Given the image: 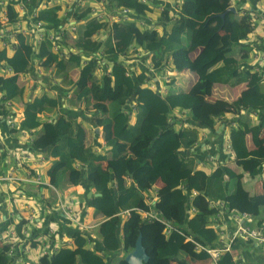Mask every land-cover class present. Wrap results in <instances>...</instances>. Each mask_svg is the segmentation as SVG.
Returning <instances> with one entry per match:
<instances>
[{
	"label": "trees",
	"instance_id": "16d2710c",
	"mask_svg": "<svg viewBox=\"0 0 264 264\" xmlns=\"http://www.w3.org/2000/svg\"><path fill=\"white\" fill-rule=\"evenodd\" d=\"M108 1L111 6L130 8L136 17L157 15L151 0L147 3ZM222 1L225 0H182L180 17L174 21L170 8L163 7L156 20L167 25L164 34L152 40L143 38L140 46L151 53L154 65L159 66L163 59H168L177 72L195 73L198 85L209 81L211 93L207 96L190 93L188 87L173 88L172 81L168 92L162 94L149 86L147 81L151 79L146 70L126 75L123 60H115L109 69L98 64L99 59L95 57L83 61L86 52L91 53L99 46L105 56L127 54L133 39L132 29L136 26L135 18L110 23L91 17L89 6H75L72 11L73 19L79 23L65 40L80 51L70 53L67 58L55 53L47 38L35 47L23 34L16 35L13 50L0 49V61L16 73L0 77V90L10 100L24 98L25 89L19 76L31 72L33 62L39 61L44 69L58 72L74 70L75 79H70V83L75 84V99L90 104L91 122L102 127L108 146L101 153L95 151L87 140L84 125L65 111L57 112L52 121L41 120L46 108L60 107L57 95L44 91L23 101L19 128L36 130L38 136L46 138L49 145L44 154L52 158L46 172L49 182L57 190L66 184H81L86 192L93 190L87 204L102 218L90 232L70 229L68 236L72 246H62L51 257L43 255L37 262L23 264H127L125 255L135 247L140 234L148 254L144 264H171L172 261L183 264L185 261L179 258L185 259L189 254L190 259L195 258L190 246L184 244L186 236L202 245L215 243L217 233L210 225V218L216 209L209 206L210 201L224 200L230 209L250 210L241 196L239 184L244 173L254 177L264 172V137L261 135L264 92L257 83L259 77L246 65L252 47L239 44L252 31L249 11L245 14L242 9L239 13L227 11L221 17L228 8L221 5ZM39 2L10 0V19H16L15 5L21 3L27 11L36 10L37 19L43 21L46 28H59L63 22L62 6L51 3L38 7ZM223 27L228 31L221 32ZM103 30L106 37L95 39ZM234 45L239 47L237 55L232 54ZM197 50L199 54L194 58ZM98 69L101 73L96 77ZM218 85L245 86V89L227 101L214 96L213 87ZM174 109L188 114L189 120L182 128L176 127L177 118H169ZM254 111L260 112L257 119L251 117ZM226 112L235 113V120L223 118L222 121L229 128L234 163L218 164L206 172L198 167L197 157L186 151L198 143L201 128L214 129L217 119ZM232 121L236 124L232 125ZM150 172L157 173L161 181L151 207L161 212V220L174 227L167 234L163 233L164 226L159 220L142 219L137 211V207L146 208L144 192L155 184L154 179L146 176ZM127 180L132 183L128 184ZM262 200L253 211L259 223L264 222V180ZM192 207L196 211L189 214ZM15 229L22 238V224H16ZM94 232L99 242L89 247L88 238ZM31 241V246L36 247L38 241ZM8 250L9 245L0 241V264H16L15 257L7 254ZM205 257L207 255L202 253L196 255L197 259ZM230 259L229 254L225 255L219 264H231Z\"/></svg>",
	"mask_w": 264,
	"mask_h": 264
},
{
	"label": "built area",
	"instance_id": "2783aa9c",
	"mask_svg": "<svg viewBox=\"0 0 264 264\" xmlns=\"http://www.w3.org/2000/svg\"><path fill=\"white\" fill-rule=\"evenodd\" d=\"M10 0H0V48H7L8 50H13L15 46V40L17 34H23L29 37L34 46H38L42 39L47 38L52 43V50L57 53L60 57L67 58L70 53H75L80 51L75 46L70 45L65 40V29L63 25L59 26L57 29H48L44 25V22L37 19L36 10H33L28 14H25L26 18L21 21V14L18 12V15L14 21H12L9 17L8 6ZM48 0H44V3ZM146 0H142L145 2ZM19 5L21 10L24 9V6ZM15 5V9H16ZM162 8H160L161 10ZM17 10V9H16ZM18 11V10H17ZM242 13L245 14L246 11L242 10ZM249 14L252 18L251 28L252 30L256 28L257 25L262 24L264 28V16L258 11H249ZM134 15L133 11L128 7H120L117 9L116 13L110 17L109 22H120L132 19ZM91 17H97L99 20L102 19V15L96 13L95 11L91 12ZM175 17L179 18L180 16ZM139 27H154L156 25V20L152 17L146 16L142 18L138 16L137 20ZM70 25V26H69ZM66 23L67 32H73L75 30L74 24ZM70 27V29H69ZM137 40V39H136ZM138 44V40H137ZM264 45V36L262 40H259L258 45ZM249 46V45H248ZM252 45H250L251 47ZM139 48V47H138ZM132 49H135L132 46V43L129 46L128 53L123 54L124 56H130L135 52ZM137 49V48H136ZM254 50V46H252ZM264 52V47L256 48L255 58L258 61L257 57L259 54ZM100 56L96 55V52L88 53L84 56L83 60L86 62L87 60L95 57L98 60V64H102V60L100 61ZM250 59V56H249ZM126 65V75L133 74V68L129 65L131 60L125 58L123 60ZM41 62H39V65ZM164 62L159 64L162 65ZM154 63L150 60L149 65H147L148 69L153 72L154 71ZM100 67V66H99ZM249 67V63H248ZM110 67H108L109 69ZM16 73L7 66L3 61H0V77L12 76ZM166 82H169V77ZM151 88H156L154 85L150 84L147 81ZM264 92V88L262 89ZM2 97L4 96L3 92H0ZM14 103L11 100L3 99L0 100V111H7L9 114L6 116L4 113L0 112V121L5 124V126L11 131V129L18 128L14 121V108H11ZM259 111H254L251 113V117L257 118L259 115ZM186 111L180 109H174L170 114L169 118H177L178 128H182L186 125ZM224 114L223 117H225ZM223 117L217 119V124L220 125L218 127V132L223 134V130H226V126L222 123ZM235 117L229 118L232 119ZM236 122L232 121V125H235ZM22 134L25 131H21ZM17 132L18 134L21 133ZM11 135V134H10ZM227 142V150L231 152V145L229 141V135L226 136ZM11 147H5L4 153L6 155V161H0V201L1 198L5 201H11L14 205L15 198H31L29 195L30 190H28L27 186L35 185L37 187H47L50 186L55 191L56 195V205L58 210L60 211V218L63 222L74 226L79 232H90L91 229L95 228L99 222L97 220H93L92 223L88 224L86 222V217L89 215L88 212V204L87 200L84 201L77 199L76 196L61 195L58 190L47 181H44L42 178V172L37 169L40 167V164L43 163L44 157L43 154H36L34 150L31 148L23 147H15L14 145H10ZM226 149V148H225ZM187 154L193 152V149H187ZM231 157L225 159L223 163H227L231 161ZM4 185L7 186L9 192H12V195L4 193ZM183 187V186H182ZM93 192V191H92ZM145 193V192H144ZM189 193L194 194L195 192L189 191ZM45 198V197H44ZM43 199V198H42ZM52 200V199H51ZM152 198L145 196L143 202L146 206L137 207V211H139V215L142 219L146 220H159L163 224L164 234L169 233L170 230L174 229V227L167 222L161 220L160 211L151 210L150 207L153 202ZM41 201V199L39 200ZM209 206L216 209V213L210 218V225L215 229L217 233V238L215 243L209 245H202L196 241L191 236H186L184 239V244L190 246L191 251L195 254V263L190 264H219V262L223 259L225 255H230L231 264H264V222L259 223L254 214L248 210H239L236 208L230 209L228 208L227 203L224 200H216L210 201ZM24 207L27 210H30L31 213L27 217L18 218L16 215L9 216L7 213H0V223L4 224V227L0 229V241L4 244L9 245V250L7 252L8 255L15 257L16 264H23L22 257L30 251L31 248V240L39 241L40 235L45 236L44 243L42 246H48V250L45 251L42 255H51L56 249L53 248L54 242L58 245L63 246H72V240H63V235L65 234L61 230V234L56 239L54 236V230L51 228H45V222L40 216L36 219L34 213V209L29 204H24ZM42 207L45 212L49 209V204L47 202L42 203ZM46 208V209H45ZM150 209V210H149ZM195 208H189L188 213L193 214L195 212ZM46 217V216H45ZM19 219V221H18ZM27 219V220H26ZM27 221L31 227H29L26 222ZM22 224V235L20 238L15 229L16 224ZM56 234V233H55ZM94 235L88 238V244L94 245ZM54 249V250H53ZM44 250V249H43ZM205 254L207 257L203 259H197V254ZM251 254V257H250ZM190 257V254H189ZM191 258V257H190ZM174 263H178L177 261H173ZM184 264V263H183Z\"/></svg>",
	"mask_w": 264,
	"mask_h": 264
},
{
	"label": "crops",
	"instance_id": "0c3cea01",
	"mask_svg": "<svg viewBox=\"0 0 264 264\" xmlns=\"http://www.w3.org/2000/svg\"><path fill=\"white\" fill-rule=\"evenodd\" d=\"M139 1L142 2V0H139ZM148 1H150V0H146L145 2H142V3H147ZM151 1H153V3L155 4L154 9H155L157 15L148 14L147 16L152 17L153 19L156 20V18L154 16L157 17L159 14L160 8L163 9V7L165 8V6L170 8V9L169 8L168 9L170 10V12L174 16L175 15L180 16V6L182 3V0H151ZM51 3H58L59 5L62 6L61 17L63 18L62 25L65 29V35L72 34L75 31L74 30L73 32H67L66 23H68V25L74 24L75 27L79 23V21L73 19V17H72V11L74 10L75 6H80V7L89 6V7H91L92 12L95 11L96 13L102 15V19L104 21H108V22H109V20H106V19H110V17L116 13L117 9L120 8V7H116V6H111L112 4L110 5V2L108 0H100V1L93 0L92 3H90L88 0H48L45 3H44V0H40L38 7H44L45 5H49ZM68 3H70V5H68ZM221 5L223 7H226V8L227 7H234V9H235L234 12H236V13H239V11L242 9L245 11H258L264 16V0H225V1H222ZM101 7H104V8H101ZM16 9L21 14V21H22V19L26 18L25 14L29 15V13H30V11H27L25 9V7H24V9L26 10V12H24V10H21L19 5H16ZM104 9L109 10V12L104 11ZM69 13H70V15H69ZM132 18H135L136 26H134L132 29L133 39H132L131 43L135 49H132L133 51H131V52H135V53L130 54V56H124L123 54H120V55H117V54L116 55H110L109 54V55L105 56L104 53L102 52V49H101L102 46H99L93 52H96L97 56H99L101 53L100 58H102V56H103L102 64L104 65V67H106V68L110 67V65L113 64V62H115V60H117V59L122 61L125 58H127V59L131 60L129 65L132 66L133 72L139 73L142 70H146L150 75V79H151L150 84L154 85V87H156L162 94H166L168 92V90L171 86V84H170L171 81H172L171 87H173V88L179 89V88L188 87L190 93H194V94H198V95L201 94L204 96H207L211 93V84L209 81H206V82L202 83L201 85H198L196 82L197 76L195 73H191L189 71L177 72L173 68L171 62L168 59H163L162 62H164V64H162L160 66H156V67L154 66V71L151 72L147 67V65H149L150 60H151L150 59L151 53L149 51H144L140 48V46L142 45L141 41L143 38H145L147 40V35L150 33L151 29L154 27L160 31V34L158 36V37H160L162 34H164L167 25L158 23V21L156 20V25L154 27H148V28L139 27L138 23H137L138 17L133 15ZM175 19H177V17H175L173 19V21ZM69 29H70V27H69ZM145 31H149V32L147 33V35L141 36V34H143ZM226 31H228V28L223 27L221 32H226ZM105 34L100 35V36H98V34H96L94 36V38L95 39L100 38L101 40H103L106 37ZM263 36H264V28H263L262 24H259L256 26L255 29H253L248 34L246 39L239 42L240 45H249V46L252 45L255 48L254 50L251 49V51H250V54H249L250 59L248 60V63H249V67L253 69V72L255 73V75L257 77H259V80L257 81V83L261 89L264 88V52L257 56L259 58L258 61L255 58V54H256V48H258V46L264 47V45H262V44L258 45L259 40H262ZM136 39L138 40V44H137ZM67 43H69L70 45H73L70 42H67ZM88 53L89 52H86L85 54H88ZM198 54H199L198 50L196 52H194V58L197 57ZM248 63L246 64L247 66H248ZM98 71L100 73V69H98ZM99 76H100V74H99ZM184 76H188V77L190 76V78H189L190 83L188 85L186 84L184 86H182L178 83L177 85H179V86L174 87L173 83L176 82V79L182 78V77L184 78ZM168 77H169V82H166ZM24 78L30 79V81L32 83L31 82L28 83V81ZM34 79L36 81H32ZM74 79H75V77H74ZM19 82H22L21 85L25 89V96H24V98H22V100H19L18 103L16 102V100L15 101L11 100L14 103V105L11 106V108H14V111H15V114H14L15 123H19L20 120L22 119L23 101H25L26 99L30 100L31 98H33L35 96H39L42 94V92L46 91L50 95H57L61 101V104L59 106H62L63 101H65L64 97L68 96L67 87L66 86L59 87V85L55 83V80L53 79V69H49L46 71L41 65H39V61L33 62V70L31 72L21 74L19 76ZM38 82H41L42 86L44 85L48 89V91L46 89H43L44 91L42 90L41 93L38 92V84H37ZM188 82H189V80H188ZM52 84H54V85H52ZM216 89H219L222 92L223 97H221V98H223L227 101H231L233 98H235V97H233L231 100L227 99L228 98L227 93H229L230 90L233 89L232 86L218 85V87H213V94H214V91ZM0 92H3V91L0 90ZM31 94H33V96ZM3 99H7L5 97V93H4L3 97L0 94V100H3ZM8 100H10V99H8ZM80 104H82V103L79 102V105ZM57 110H58V112H60L61 111L60 107ZM68 110L69 111H67V112H64V111H62V112H64L68 116H71L76 122H81V120L83 119V120H85V123H87V124H83V123L82 124L84 125L86 132H87V140H88V134H91V141L89 143L94 145V150L97 151L98 153L105 151L108 148V146H106L105 141H104L103 136H102V127H97V126H94L92 124L91 119H90L91 114H85L84 112L82 113L81 111H77L76 108H71ZM70 111L76 112V113L81 112L80 113L81 116H78L77 114L72 115L69 113ZM18 114H19V116H18ZM225 114H226V116L223 118H227V119L235 116L234 112H226ZM55 117H56L55 114L53 112H51V108H46V112L43 115H41L40 118H41V120H43L45 122H49V121L54 120ZM185 118H186V122H187L189 120L187 112H186ZM254 119H257V118H254ZM85 125H87V126H85ZM219 126L220 125H218L217 121H216L214 129L201 128L199 130L198 143L195 145V147L192 148L193 152L189 153V154L197 157L198 167L200 169H204L206 172L213 170L214 167H216L218 164H222V162L225 161V159L230 157V156H232L231 160L233 159L232 152H228V150H227L226 136H228V132H229L228 129L229 128L227 127L226 130L224 129L223 134H221L220 132H218ZM176 127L178 128L177 125H176ZM14 130H16V132L13 133L12 131H10L5 126V124H3L0 121V161L1 162L6 161L7 157L4 153L5 147H11L10 145H14L15 147L25 146L27 148H31L32 150L35 151L36 154H38V153H40L41 155L43 154L44 161H43V163L40 164V167L37 169H39L42 172L43 180L49 182V177L47 176L46 172H47L48 167L50 166L52 158L47 156L46 154H44L45 148L49 145L46 142L47 140L44 137V135L38 136V134L35 132L36 130H25V129H20V128H15ZM19 131L20 132L25 131V133L22 134V132H21L17 136V132H19ZM261 135L264 137V129L261 130ZM231 163H234V162L229 161L226 164L230 165ZM102 165L105 166L104 163H102ZM146 176L149 177L150 179H154L155 182H153V183H155V184L151 185L150 188L147 189V191L144 193V195L149 197V198H152L153 199L152 201H155L156 200V191H157V188H159L161 186V181L159 180L158 174L155 172H150ZM127 183L130 184V183H132V181L127 180ZM133 184H134V186L137 187L136 183H133ZM27 187H28V190H30L29 195H31V198H29V199H25V198H21V197L15 198L14 205L12 204L11 201H9V200L5 201V200H3V198H1L0 213L4 212V213H7L9 216H11V215L15 216L16 215V217H18V218H21V217L25 218L31 213V211L27 210V208L24 207V204H26V205L29 204L34 209L33 214L35 215V218L37 219L40 216V218L43 219L44 222L46 223L44 226V229L45 228L53 229L54 235H55L54 237L56 239L58 238L59 235H62L61 234V230H62L65 233L63 235V240L64 241L72 240L68 236V235H70L69 231H70V229H76V228L72 225H69V224L63 222V220L60 218V211L58 210V207L56 205V201H57L56 195H54L55 191L52 189V187L50 188V186H47V187L41 188L40 186L37 187L35 185H30ZM79 189H84L81 184L80 185L66 184L62 188H60L58 190V192L62 196L63 195H66L67 197L76 196L77 199H79V197H81L78 194ZM92 191L93 190L86 192L84 190V197L86 200L88 199V197L90 195L89 193H92ZM40 199H41V201H39ZM43 202H47L49 204L50 208L49 209L45 208L46 210H48V212H45L44 208L42 207ZM150 209L153 210L152 207H150ZM248 211L253 213L252 210H248ZM96 215H98V214H95V218H96ZM96 220L98 222H101L102 221L101 216H100V220H98L97 218H96ZM3 227H4V224L0 223V229H2ZM90 231H92V229ZM93 234L95 235V232ZM38 239H39V241L37 243V246L38 245L41 246L44 243L45 236L41 234ZM93 241H94V244L97 245V243L99 242L98 237L96 236V239H94ZM88 246L91 247V245H88ZM45 247H48V246L46 245ZM53 248L56 250L59 249V247L55 246V243L53 245ZM43 249H45V248L43 247ZM32 251H33V248H31L30 251L27 252V254L22 257L23 261L37 262L40 259V258H37V260H36L35 257L32 256V254H33ZM45 251L46 250H43V253ZM51 255L47 254L44 256L51 257ZM40 256H43V255H40ZM250 257H251V254H250ZM251 259H252V257H251ZM185 260L186 259H179V261H185ZM48 261H49V259H48Z\"/></svg>",
	"mask_w": 264,
	"mask_h": 264
},
{
	"label": "rangeland",
	"instance_id": "374dc122",
	"mask_svg": "<svg viewBox=\"0 0 264 264\" xmlns=\"http://www.w3.org/2000/svg\"><path fill=\"white\" fill-rule=\"evenodd\" d=\"M88 1L90 3L93 2V0H88ZM68 5H70V3H68ZM101 8H104V7H101ZM104 11L109 12V10H107V9L106 10L104 9ZM154 17L157 19L156 16H154ZM105 33H106V31L103 30V31H99L97 34H98V36H100V35H103ZM159 34H160V31L157 28L154 27V28L151 29L150 33L147 35V39H149V40L156 39L159 36ZM233 47H234V51H233L232 54L237 55L238 51H239V47L236 46V45H234ZM49 69H52V68H48V69H45V70L47 71ZM100 73H99L98 70H96V77H98ZM75 75H76V72L74 73V70L73 71H69L67 73H65L63 71L58 72V71H55V69L53 70V79L55 80V83L58 84L59 87L66 86L67 87V91H68V96L64 97L65 101L62 100L63 104H62V106H60V110L67 112V111H69L68 109L76 108L77 111H81L82 113L84 112L85 114H91L92 110H90V104L82 103V104L79 105V102L75 99V92H76L75 84L74 83L73 84L70 83V79L71 80L74 79ZM189 78H190V76L189 77L188 76H184V78L183 77L182 78H178V79H176V82L173 83V86L174 87L179 86V85H177L178 83L180 85H182V86H184L186 84L188 85L190 83V79ZM24 79H26L28 81V83L31 82L30 79H28V78H24ZM188 80H189V82H188ZM32 81H36V80L34 79ZM37 84H38V92L41 93V91L43 89H46L48 91V89L44 85L42 86L41 82H38ZM52 85H54V84H52ZM244 87L245 86L233 87V89L230 90L229 93H227V97H228L227 99L231 100L233 97H236L242 90L245 89ZM31 95L33 96V94H31ZM214 96H216L217 98L223 97L222 92L219 89H216L214 91ZM19 100H21V99H16V102L18 103ZM51 112H53L55 114V116H56L58 110L54 108V109H51ZM81 112L76 113V112H71L70 111L69 113L72 114V115L73 114H77L78 116H81V114H80ZM18 116H19V114H18ZM81 123L87 124V123H85V120H83V119L81 120ZM16 125L19 128L20 122L16 123ZM85 126H87V125H85ZM90 141H91V134H88V142H90ZM263 173H261V174H259L257 176H254V177H251L248 174L244 173L243 177L240 180L239 189L241 191V196H242L244 202L246 203V207L250 208V210H252V211H256V208H258V206L261 205V203L263 202V200H262V182L264 180V174ZM4 193L9 194V195L13 194L12 192L8 191L6 185H4ZM78 194L81 196V197H79V200L84 201L85 200L84 189H79L78 190ZM88 212H89V215L86 217V222L87 223H89V224L92 223L93 220H96V218L98 220H100V216L99 215H96V218H95V212L89 206H88ZM18 221H19V219H18ZM25 222H26V224L29 227H31V225L27 221H25ZM54 243H55L56 247L60 248V247L63 246V245H58L56 242H54ZM68 247H70V246H68ZM44 250L47 251L48 247H45ZM32 253H33L32 256L35 257V259L37 260V258H40L41 257L40 255H42V253H43V246L42 245L41 246L38 245L37 247H34ZM185 259L186 260H185L184 264H190V262L191 263H195V260L190 259V257L187 256V255L185 256ZM171 264H182V263H180V262L174 263L172 261Z\"/></svg>",
	"mask_w": 264,
	"mask_h": 264
},
{
	"label": "water",
	"instance_id": "95a60500",
	"mask_svg": "<svg viewBox=\"0 0 264 264\" xmlns=\"http://www.w3.org/2000/svg\"><path fill=\"white\" fill-rule=\"evenodd\" d=\"M234 7H228L225 9L220 16L223 17L227 11H234ZM98 130V129H97ZM148 259V254L142 243L141 234L137 237L135 247L125 255V261L127 264H144Z\"/></svg>",
	"mask_w": 264,
	"mask_h": 264
}]
</instances>
